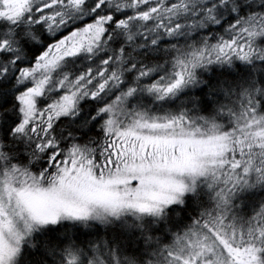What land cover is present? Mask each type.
<instances>
[{
  "label": "snow or ice",
  "instance_id": "6c2138e0",
  "mask_svg": "<svg viewBox=\"0 0 264 264\" xmlns=\"http://www.w3.org/2000/svg\"><path fill=\"white\" fill-rule=\"evenodd\" d=\"M0 264H264V0H0Z\"/></svg>",
  "mask_w": 264,
  "mask_h": 264
}]
</instances>
